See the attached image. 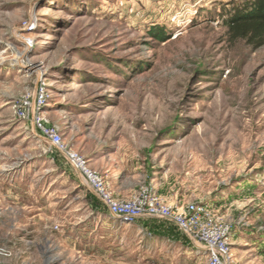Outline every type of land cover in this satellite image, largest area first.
<instances>
[{
  "label": "rangeland",
  "instance_id": "1",
  "mask_svg": "<svg viewBox=\"0 0 264 264\" xmlns=\"http://www.w3.org/2000/svg\"><path fill=\"white\" fill-rule=\"evenodd\" d=\"M244 1L0 0V208L62 226L43 248L0 227L15 252L5 264H35L39 251L58 253L52 264H209L169 219H137L166 234L92 232V208H107L37 116L115 198L205 202L231 228L234 262L264 264V45L224 25ZM40 86L46 102L19 116Z\"/></svg>",
  "mask_w": 264,
  "mask_h": 264
},
{
  "label": "built area",
  "instance_id": "2",
  "mask_svg": "<svg viewBox=\"0 0 264 264\" xmlns=\"http://www.w3.org/2000/svg\"><path fill=\"white\" fill-rule=\"evenodd\" d=\"M46 89L39 87L37 96L18 105L19 116H25V109H37L46 102ZM27 99V98H26ZM33 126L43 140L62 151L71 164L81 173L93 193L106 206L109 215L119 218L126 224H133L141 217L165 218L173 221L188 238L197 243L207 254L209 264H236L233 260L230 232L231 228L223 218L213 213L205 202H196L177 209L164 205L153 190L145 189L132 199L120 200L113 196L104 178L89 168L86 159L69 150L61 138L57 127L48 125L41 116L34 117ZM12 252L0 247V264Z\"/></svg>",
  "mask_w": 264,
  "mask_h": 264
},
{
  "label": "crops",
  "instance_id": "3",
  "mask_svg": "<svg viewBox=\"0 0 264 264\" xmlns=\"http://www.w3.org/2000/svg\"><path fill=\"white\" fill-rule=\"evenodd\" d=\"M93 210H91V213H95L96 218L93 222V229L91 230L92 232L96 231V228H100L103 229L104 232H111L112 234H116L118 232H121L120 230L123 229L125 230V228H127L128 226H133L135 225V231L137 232H142L144 230L146 231H150V228L148 226L144 227L140 224V220H146L147 219H151V218H142L140 220H137V222L135 221L134 224L128 225V224H122L119 218L113 217L111 215H109L108 211H104L103 212V208H98L96 206H94L92 208ZM5 212V213H4ZM7 216V219L4 221L2 219H0V227L2 228L3 226L7 227L8 231H12V230H16V228L18 229L19 227H22V230L25 232H33V236H32V241H28V243L30 244L29 246L32 247H36V248H43L46 247L48 245H52L54 243V239L53 237H55L54 235L57 233L61 232V225H57L55 223V225H51L52 223L50 221H43L40 217V215L36 214V215H23L22 217L24 218L22 220V222L19 220V215H18V211L12 209V208H5L2 207L0 208V216ZM145 221V222H146ZM139 222V223H138ZM27 224H32L34 229H25V226H27ZM36 226V227H34ZM9 244V245H8ZM8 244H6L7 247L12 248V246H14L13 243L8 242ZM39 253V258L33 259L32 261H37L35 262V264H52L55 260H56V256H58L57 254H49L47 253L46 255H43V253H41L40 251ZM15 255V252L13 251L12 256ZM9 259V258H8ZM8 259H5L8 263ZM12 258H10L11 260ZM30 257H26L23 260V263L28 264V262L31 260H29ZM26 261V262H25ZM28 261V262H27ZM6 263V262H5Z\"/></svg>",
  "mask_w": 264,
  "mask_h": 264
},
{
  "label": "trees",
  "instance_id": "4",
  "mask_svg": "<svg viewBox=\"0 0 264 264\" xmlns=\"http://www.w3.org/2000/svg\"><path fill=\"white\" fill-rule=\"evenodd\" d=\"M232 8L224 20L229 38L243 40L253 48L264 45V0H245L242 5L233 3ZM152 220L146 222L149 224ZM149 228L152 234H166L157 228Z\"/></svg>",
  "mask_w": 264,
  "mask_h": 264
},
{
  "label": "bare ground",
  "instance_id": "5",
  "mask_svg": "<svg viewBox=\"0 0 264 264\" xmlns=\"http://www.w3.org/2000/svg\"><path fill=\"white\" fill-rule=\"evenodd\" d=\"M113 217H115V216H113ZM116 218H117V217H116ZM120 221H121V220H120ZM121 223L124 224L125 222H122V221H121ZM125 224H126V223H125Z\"/></svg>",
  "mask_w": 264,
  "mask_h": 264
}]
</instances>
